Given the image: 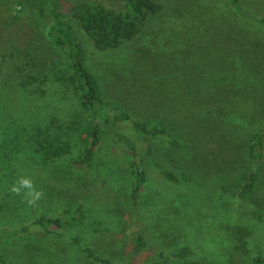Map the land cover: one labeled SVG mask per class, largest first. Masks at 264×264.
Listing matches in <instances>:
<instances>
[{
  "label": "rangeland",
  "instance_id": "374dc122",
  "mask_svg": "<svg viewBox=\"0 0 264 264\" xmlns=\"http://www.w3.org/2000/svg\"><path fill=\"white\" fill-rule=\"evenodd\" d=\"M158 1L162 10L111 48L68 19L108 116L90 163L72 168L62 160L85 151L86 111L70 92L51 95L49 125L65 151L47 136L33 151L31 96L16 80L26 61L62 64L68 53L48 48L45 20L28 3L0 0V230L9 233L0 264H263L264 29L228 0ZM240 1L264 17V0ZM133 121L164 132L141 133ZM79 205L59 229L33 223Z\"/></svg>",
  "mask_w": 264,
  "mask_h": 264
},
{
  "label": "trees",
  "instance_id": "16d2710c",
  "mask_svg": "<svg viewBox=\"0 0 264 264\" xmlns=\"http://www.w3.org/2000/svg\"><path fill=\"white\" fill-rule=\"evenodd\" d=\"M15 1L17 3H28L45 20L48 48L52 47L58 53L59 50L65 49L69 56L68 60L62 64L52 56H47L43 60L42 58L39 59V57L29 63L26 61L17 67V85L25 92H29L32 101V112L28 125L32 133L33 151H36V148L44 144L41 139L45 136L50 138V140L54 139L56 150L65 151V147L60 144V139L63 135L56 133L59 129L49 125L51 113L48 112V107L51 104L49 103L51 95H59L61 90L62 93L70 92L74 101L87 113L88 137L83 154L70 161L66 159L62 161L69 164L72 168L75 165L86 166L90 163L94 149L99 144L100 132L97 127L98 121H108V116L104 109L98 83L85 62L83 46L74 35L68 19H74L80 30L91 39L96 48H111L132 38L139 31L146 15L156 14L162 10V3L158 0ZM228 2L240 17H244L249 22L255 23L258 28L264 29V17L256 18L252 16L250 11L242 6L240 0H228ZM240 28L242 29L241 31L245 30L242 26ZM40 63L44 65L41 72L36 75L35 67H38L37 65H40ZM51 88L52 92L49 93ZM122 116L126 117L125 114ZM133 126L137 131L144 134L154 135L164 132V127L159 124L133 121ZM249 146L250 152L257 150V134L251 138ZM33 159H35L34 156ZM139 173L140 170L138 169L137 174ZM250 180V177L246 179L241 192L250 184ZM80 211V205L72 210L69 206L63 207L61 212H57L53 216L38 215L33 220V223L45 226L47 231L51 232L76 220ZM24 229V227L21 228V230ZM19 230L17 228L14 229L12 234L17 233ZM8 234L3 229L0 230V237ZM139 239L140 236L137 238L136 247L141 245ZM84 251L89 257H94L95 260L98 259L88 248L84 249ZM185 251L186 248H181L176 254L181 255ZM99 261L109 263L105 259ZM258 261L264 264V259ZM150 264H164V262H153Z\"/></svg>",
  "mask_w": 264,
  "mask_h": 264
},
{
  "label": "clouds",
  "instance_id": "9594fccd",
  "mask_svg": "<svg viewBox=\"0 0 264 264\" xmlns=\"http://www.w3.org/2000/svg\"><path fill=\"white\" fill-rule=\"evenodd\" d=\"M25 183H27V182H25Z\"/></svg>",
  "mask_w": 264,
  "mask_h": 264
}]
</instances>
